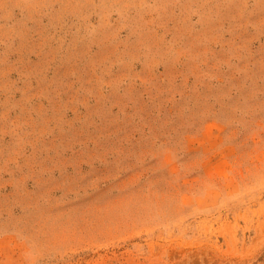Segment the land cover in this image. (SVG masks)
<instances>
[{
    "label": "rangeland",
    "instance_id": "374dc122",
    "mask_svg": "<svg viewBox=\"0 0 264 264\" xmlns=\"http://www.w3.org/2000/svg\"><path fill=\"white\" fill-rule=\"evenodd\" d=\"M0 264H264V0H0Z\"/></svg>",
    "mask_w": 264,
    "mask_h": 264
}]
</instances>
